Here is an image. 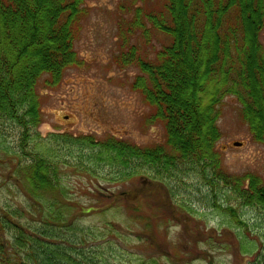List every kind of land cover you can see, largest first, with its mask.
Instances as JSON below:
<instances>
[{
	"label": "trees",
	"instance_id": "obj_1",
	"mask_svg": "<svg viewBox=\"0 0 264 264\" xmlns=\"http://www.w3.org/2000/svg\"><path fill=\"white\" fill-rule=\"evenodd\" d=\"M83 7L84 0H0V122L19 130L20 143L15 154L5 152L14 183L34 210H42L37 230H29L19 222L29 212L0 209V264L93 262L79 248L84 239L63 240L85 235L68 218L58 163L28 152L41 124L39 82L52 89L79 64L74 41ZM165 8L168 20L150 19L170 39L155 61L137 57L135 48L121 58L122 66L140 72L132 88L153 109L150 121L163 126L164 145L141 149L114 137L83 141L96 160L119 171L120 182L147 171L158 183L192 173L207 187L223 184L245 207L264 211V184L254 176L224 175L217 151L219 107L228 97L264 146V0H167ZM224 211L244 225L232 206Z\"/></svg>",
	"mask_w": 264,
	"mask_h": 264
},
{
	"label": "rangeland",
	"instance_id": "obj_2",
	"mask_svg": "<svg viewBox=\"0 0 264 264\" xmlns=\"http://www.w3.org/2000/svg\"><path fill=\"white\" fill-rule=\"evenodd\" d=\"M166 1L84 0L74 41L79 64L52 89L39 82L41 124L28 152L58 163L68 218L85 235L63 240L84 239L79 248L91 264H264L263 210L245 207L229 187H207L192 173L158 183L147 171L120 182L119 171L96 160L83 141L114 137L141 149L164 145L163 126L150 121L153 109L132 88L140 72L122 66L121 58L135 48L137 57L155 61L169 45L150 21L168 20ZM260 40L264 47V29ZM219 110L221 172L264 184V146L253 140L237 101L228 97ZM19 147V130L0 122V209L29 212L19 222L37 230L42 210H34L14 183L5 152ZM229 206L244 225L224 211Z\"/></svg>",
	"mask_w": 264,
	"mask_h": 264
},
{
	"label": "water",
	"instance_id": "obj_3",
	"mask_svg": "<svg viewBox=\"0 0 264 264\" xmlns=\"http://www.w3.org/2000/svg\"><path fill=\"white\" fill-rule=\"evenodd\" d=\"M233 145H234L235 147H240V146H241L240 143H234Z\"/></svg>",
	"mask_w": 264,
	"mask_h": 264
}]
</instances>
